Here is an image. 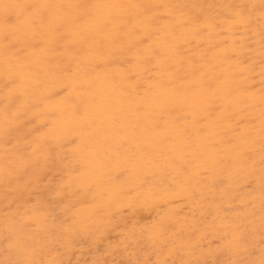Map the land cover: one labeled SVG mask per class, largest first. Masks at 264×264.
<instances>
[{"label": "snow or ice", "instance_id": "obj_1", "mask_svg": "<svg viewBox=\"0 0 264 264\" xmlns=\"http://www.w3.org/2000/svg\"><path fill=\"white\" fill-rule=\"evenodd\" d=\"M256 24L261 57L258 128L244 124L243 116L237 117L226 107L229 98L240 91V85L250 82L235 72L218 70L215 63L216 52L227 51L223 42L232 40L235 55L236 40L252 39L246 34H256ZM70 45L74 54L68 61L55 59L70 51ZM246 47L241 43V56ZM222 62L229 61L225 57ZM0 67L4 92L0 133L6 155L7 145H12L15 156L5 162L2 170L6 191L0 231V253L4 259H0V264H71L62 257L76 239L95 235L98 222L104 235L117 231L123 223L124 239H146L157 255L155 260H129L127 264H264V0L219 5L0 0ZM48 67L55 69L50 74H60L54 91L71 88L87 94V99L78 98L79 102L71 103V118L79 130L75 138L61 133L57 124L62 114L58 116L53 110L42 118L47 132L36 128L30 133L33 139L21 144L18 128L29 108V85L38 68ZM114 68L120 81L129 85L125 94L131 98L130 106L148 118L151 130L158 137L172 130V137L161 143L173 145L169 152L175 151V155L163 150L154 155L131 139L113 146L111 153L106 154V162L89 149L88 145L94 140L99 142L101 136L107 142L108 129L113 141L124 135L118 130L120 116L110 103L107 90L91 91L98 81L114 83ZM142 84L146 85L143 95L139 89ZM178 84L182 87L178 88ZM214 127L220 131H214ZM211 135L216 136L215 143H226L232 149L228 157L232 171L225 179L259 182L258 260L218 259L240 250L254 255L253 245L246 237L250 229L235 220L219 226L201 221L206 224L204 230L193 225L187 232H178L170 220L160 218L144 225L139 234L135 231L140 212L154 211L161 203L170 204L181 191L187 192L188 199H198L195 192L187 189L192 183H199L202 169L206 170L203 165L207 161L203 158L216 153L215 147L207 143ZM69 140L79 150L74 156L76 167L60 185L57 195L73 190L84 197L91 196L92 207L87 213L77 211L71 215V209H65L61 219L55 213L54 202L47 199L51 189L43 186V180L57 159H66L62 149ZM97 162L99 166L94 168ZM157 175L171 176L172 181L162 185L157 182ZM117 215L120 220L114 219ZM129 223L132 231L126 230ZM209 228L216 244L213 248L209 240L205 251L202 241Z\"/></svg>", "mask_w": 264, "mask_h": 264}, {"label": "bare ground", "instance_id": "obj_2", "mask_svg": "<svg viewBox=\"0 0 264 264\" xmlns=\"http://www.w3.org/2000/svg\"><path fill=\"white\" fill-rule=\"evenodd\" d=\"M3 2L71 3V2H79V0H3ZM89 2L105 3V4H126V3H132V2H137V3L159 2V3H179V4L187 3V4H202V5H207V4L219 5V4H224V3H233V4H247L251 2L259 3V0H89ZM256 31H258V27H256ZM223 43L226 44L228 48H227V51L219 50L216 52L217 59L215 63L218 66V70H223L225 73L235 72L238 76L246 77L247 80L250 82L247 86L243 84L240 85V91L238 93H235L232 97L229 98V101L226 104V107L231 112L236 113L237 117L243 116L242 122L244 124H255L258 128L259 116H260L259 95H260V87H261L260 85L261 77H260V71H259L260 70V59H261L260 51H259L260 44L256 50L254 49L253 51H250V44H247L246 40L241 41L237 39L236 47H235L236 54L233 55L232 40L229 39ZM241 43H244L247 46L244 49L243 56L239 54ZM69 49L70 51L63 52L61 55L55 57V59H59L61 61H68L70 57L74 54V49L72 48L71 45L69 46ZM209 55L211 56L212 53H209ZM225 57H227L229 61L228 63L222 62ZM245 61H247L246 64L244 63ZM116 63L118 65L119 62H116ZM256 65H258L259 70H256L254 68ZM1 72H2V67H0V73ZM53 72H55V69L52 67H48L43 70L38 68L37 74L33 82L29 85L28 96H27L29 108L25 111L24 115H22L21 121H23V123H20L19 128H18V136H19L21 144H23L25 139L29 141L33 139V136L30 135V133H33L34 129L36 128H40L42 129L43 132H47V129L43 128L42 118H45L51 115L53 110H55L58 116L62 114V119L57 124V128L59 129L61 133L65 135H69L71 138H75V134L79 130L78 125L71 118V103L79 102L78 98L87 99L88 98L87 94L81 91H73L71 88H69L67 91L63 89H56L54 91L53 90L54 85L59 82L60 74L59 73H56L55 75L50 74ZM112 79H114V83L98 81L96 83L95 88L91 89V91L98 92L101 89L107 90L110 103L114 107L117 114L120 116V120L117 126L118 130L123 132L124 135L122 137H117L116 141H113L112 136H111V129H108L109 135L107 137V142H105V138L101 136V139L99 142H96L94 140L91 144L88 145L89 149H91L93 152L99 153L100 160L103 162H106L107 161L106 154L111 153V149L113 146H115L116 144L120 142H124V141L131 139L135 142H138L145 151L152 152L154 155L161 150L168 152L169 155H175L176 154L175 151L169 152V148L174 147L173 145H170V144L165 145L161 143V141L170 139L172 137V130L169 129L166 134H162L161 136L158 137L151 130L152 126L148 122V118L140 113L135 112L133 110V107L130 106L131 98L125 94V90H130L129 85L126 83H122L120 81V77L118 75V71L116 68L113 69ZM145 86L146 85H143V84L139 86V89L141 90V95H143L142 89ZM177 87L180 88L182 86L178 84ZM233 87L235 88L236 85H233ZM0 88L3 90L2 76H0ZM57 92H59V94H56ZM136 99L138 100L139 98L137 97ZM192 102H194V98ZM0 105L2 106L4 105L3 96H0ZM2 109L3 107L1 108V110ZM1 114H2V111H1ZM0 118H2V116ZM221 119L223 120L224 117H221ZM137 125L139 126L137 127ZM160 127L163 128L164 125L161 124ZM214 131H220V130L215 129L214 127ZM0 137L3 138L2 133H0ZM215 141H216L215 135H211L207 138L208 146L209 147L214 146L216 149V153L215 155L210 154L209 156H206L203 158V160L207 161V163L203 165V168L206 170L202 169L201 179L199 183L194 182L187 189V191L195 192L198 199H188L187 192L181 191L180 193H178L176 198L171 201L170 204L161 203L157 206L155 210V213L158 216L157 218L156 216H152V219L148 218V216L151 217L150 214L144 217L141 215V217H143L141 221L142 226L151 223L153 220L165 218L166 220H170L173 223V226L176 229V231L179 232L181 230H184L185 232H187L191 229L193 225L204 230L206 228V224L202 223L201 221H206L207 224L215 223L217 226H219L222 222L235 220V221L240 222L245 228L250 229V231L246 233V237L249 240V242L253 245L252 251L254 252V255H249V253L245 252L244 250H240L237 254L227 253L223 256L218 257V259L222 261L247 260V259H257L258 260L260 256V246H261V233H260V226H259L260 225L259 213H260L261 199H260L259 182L258 180H255V179H253L251 182H246L242 180L230 181L228 179H225L226 177L229 176L230 172L232 171L231 160L228 159V157L231 155L232 149L226 143L221 145V144L215 143ZM125 147H128V144H125ZM7 148L9 149V151L7 152V155H6V152H5L6 145L4 141L0 143V231H2V228H3V211H4V203H5L4 195L6 191L5 184L3 181V176H2V170L5 166L6 161H11L15 159L14 153L11 151L12 145H7ZM256 148L257 150L259 148L258 139L256 143ZM78 152L79 150L74 145H72L71 140H69L67 142L66 147L62 149V155L66 157V159H63V160L57 159L55 161L47 177L43 180V186H51L54 179L56 181L59 179L58 176L60 177V179L63 177L64 181L66 179L68 180L71 169L76 167V161L74 159V156ZM217 161H219V163H217ZM98 166H99V162L93 165L94 168ZM256 166L258 169L259 168L258 154L256 156ZM56 177L58 179H56ZM160 178L161 177L157 175L156 179L159 180ZM63 180L61 179V182ZM160 181L162 185H166L167 183L172 181V177L165 176ZM54 184H56V182ZM14 187L15 185L11 186V188H14ZM253 188L255 189V191H253ZM65 193L68 194V191ZM47 194H48V191H47ZM79 194L80 193L77 194L78 197H82L83 199L84 196H81V194L80 195ZM62 196H59V197H62ZM76 196L75 198H77ZM72 199L74 200V198ZM91 199L89 201H91ZM48 200L50 201L51 199L49 198ZM66 202L68 203V200ZM32 203L35 204V200H33ZM65 204H63V206H65ZM83 204L85 205V203ZM99 204L102 206V202H99ZM174 204H177V205H174ZM75 205H74V209H75ZM59 206L61 209V205ZM57 207H58V203H57ZM87 208H89V206ZM29 210H31V206L29 207ZM78 210H73V211L75 212ZM71 213L72 212H70V215ZM142 214L144 213L142 212ZM151 214H153V212ZM62 216L60 215V217ZM116 217L114 218L115 220H120V217L118 218ZM98 225H99V222H98ZM101 229H103L99 237L101 242L99 241L98 245L101 246V244L102 245L109 244L105 246L106 247L109 246L110 248V247H113L110 245V244H113L111 243V240L116 239L118 236H121V232L125 231V225L121 223L120 229H118L117 231L111 232L107 235L103 234L104 228L101 227L100 230ZM126 230L132 231L133 230L132 225H127ZM135 231L139 233L141 231V228L137 226ZM207 231H208L207 238L202 241V246L204 247L205 251H207L209 240H212L213 248L215 247V244H216V240L213 239V237L210 234L211 229L209 228L207 229ZM88 237H85L87 238L85 240L90 239ZM92 240L94 241V238ZM81 244H80V247H81ZM98 245H96V247L98 249L101 248L103 250V247H98ZM122 245H123L122 247V250H123L125 244H123L122 242ZM130 246L128 245V248H130ZM109 248H108V251H110ZM128 248L126 247L124 249L125 252L127 251L126 252L127 254L129 250ZM77 251L78 249L75 250L74 247H71L70 249L67 250L66 255H64L62 259L66 261H71V264H89L87 263V260H88L87 255H86L87 252L82 250L81 252L79 251L78 253ZM89 251L91 254V250ZM99 251L101 252V250ZM105 251H107L106 248H105ZM149 251H146V252H149ZM123 252L124 251H122L121 254H123ZM133 252L131 255H133ZM137 255H140V253ZM101 257H104V256L102 255ZM105 257H107L106 259L109 261V257L106 255ZM125 257L132 259L130 258L131 256L127 257L126 254H125ZM126 258L124 259L125 261H126ZM0 259H4V256L2 253H0ZM95 259H92L91 261L93 260L95 261ZM99 259L100 261H102L101 259L106 260L105 258H99ZM124 260L122 259V261ZM117 261L119 262V259ZM122 261H120V263ZM95 262H93V264H95ZM110 263L116 264L114 261L109 262L108 264Z\"/></svg>", "mask_w": 264, "mask_h": 264}, {"label": "rangeland", "instance_id": "obj_3", "mask_svg": "<svg viewBox=\"0 0 264 264\" xmlns=\"http://www.w3.org/2000/svg\"><path fill=\"white\" fill-rule=\"evenodd\" d=\"M256 27H258V31H259V25L258 24H256ZM258 31H256V34H253V33H248V34H246V35H248V36H251L252 37V39H247L246 40V42H247V44H250V51H253L254 49L256 50L257 49V47L259 46V43H258V40H259V36H258ZM256 70H259L258 69V65H256L255 67H254ZM260 71V70H259ZM0 76H2V72L0 73ZM4 95V92H3V90L0 88V96H3ZM3 106L2 105H0V114H1V108H2ZM2 115H0V117H1ZM4 140H3V138L2 137H0V143L1 142H3ZM69 163V162H68ZM67 163V164H68ZM62 177V176H61ZM59 178V179H58ZM58 178L56 177V179H58L57 181L54 179V181L52 182V184H51V190H48V196H47V199H51L50 201H53L54 202V208H55V213L57 214V215H61L62 216V213H63V211L65 210V209H72L70 212H74L73 210H78V209H80V210H78V211H81V209H82V212L84 211L85 213L86 212H88V211H90L91 210V208H90V206L92 207V205H89V204H91V201H89L90 199H91V196L90 197H88V198H90V199H88L87 197H83V199H82V197H78V193H76V192H74L73 190L71 191V190H68V194L70 195V197H69V195L68 194H66L65 192L62 194V195H59V196H62V197H59L58 195H55V194H57L56 192L59 190L58 188H60V185L63 183V177L61 178L63 181L61 182V179H60V177L58 176ZM162 178H160L159 180H157V182L158 183H160L161 184V180ZM60 180V181H59ZM67 180V179H66ZM65 180V181H66ZM56 182V184H54ZM58 183V184H57ZM56 185V186H55ZM55 186V187H54ZM53 188V189H52ZM55 188V189H54ZM56 188H57V190H56ZM56 190V191H55ZM51 191V192H50ZM53 192V193H52ZM67 192V191H66ZM71 193V194H70ZM51 194V195H50ZM54 196V198H53V196ZM73 195V196H72ZM77 195V196H76ZM80 195V194H79ZM67 196V197H66ZM75 196L77 197V198H75ZM81 196H83L82 194H81ZM56 197V198H55ZM64 197V198H63ZM71 198V199H70ZM72 198H74V200L72 199ZM80 198H81V200H80ZM87 198V199H86ZM57 199V200H56ZM70 199V200H69ZM77 201H76V200ZM79 199V200H78ZM61 201V203H60V201ZM68 200V203L66 202ZM84 200H87L88 202H90V203H85V201ZM92 200V199H91ZM57 201V202H56ZM64 201V202H63ZM72 201V202H71ZM56 202V203H55ZM65 202H66V204H65ZM71 202V203H70ZM77 202V203H76ZM99 202H101V201H98L97 202V204H99ZM57 203H58V207H57ZM73 203V204H72ZM81 203V204H80ZM83 203H85V205L83 204ZM63 204H65V206H63ZM77 205V207H76V205ZM59 205H61V209H60V206ZM75 205V209H74V207L73 206ZM100 205V204H99ZM174 205H177V204H174ZM56 206V207H55ZM89 206V208H87ZM63 209V210H62ZM89 209V210H88ZM59 210V211H58ZM88 210V211H87ZM60 211H61V213H60ZM70 212H69V215H70ZM75 212H77V211H75ZM127 211L125 210V215H129V213H126ZM142 212L144 213V214H142ZM142 212H140L138 215H137V220L138 221H140V223H139V227L140 228H142L143 226H142V218L144 217V216H148L149 214L151 215V217L150 216H148V218H150V219H152V216H156V218L158 217L157 215H156V213H155V210L154 211H151V212H144V211H142ZM153 212V214H151ZM71 213V214H72ZM146 213V214H145ZM141 215L143 216V217H141ZM119 216L117 215V217L116 218H118ZM129 218H130V215H129ZM61 219H64V217L62 216L61 217ZM51 222V221H50ZM145 222H146V220H145ZM128 225H132L131 223H129ZM103 228V226L101 225L100 226V224L98 225V228H99V230L98 231H95L96 233H95V235H92V234H89L88 236H85V237H88V238H90V239H88V240H85V239H87V238H83V237H81V238H78V239H76V241H75V243H74V245L72 246V247H74V249L76 250V249H78V253H79V251L81 252L82 250L83 251H85V252H87V258H88V260H87V263H91V264H93V262H95L96 261V259H97V261H100V259L99 258H107V257H105V255L106 256H108L109 257V261L106 259V260H103V259H101L103 262H105L106 261V264H108L109 262H115L116 264H122L123 262V264H127L126 262H128L129 260H134V259H136L137 257V259L136 260H143V259H153V260H155L156 258H157V255H156V253L154 252V250L152 249V247H151V245H150V243L146 240V239H142V240H139V241H136V242H133V241H131V240H128V239H124V237L121 235V236H118L116 239H112L111 240V243H113V244H110L111 246H113V247H110L109 248V246L108 247H106L105 245H109V244H101V246L100 245H98L99 244V241H100V239H99V237H100V235H101V233H102V230L103 229H101L100 230V228ZM100 232V233H99ZM136 233L137 234H139L137 231H136ZM97 234V235H96ZM92 235V236H91ZM92 237V238H91ZM94 238V241L92 240ZM83 240V241H82ZM86 241H88V242H86ZM97 241V242H96ZM80 242V243H79ZM86 242V243H85ZM101 242V241H100ZM122 242H123V244H125L124 245V248H123V250H122V247H123V245H122ZM127 242V243H126ZM132 244H131V243ZM83 245H82V244ZM130 243V244H129ZM79 244V245H78ZM80 244H81V247H80ZM84 244H85V246H84ZM90 244H92V245H90ZM78 245V246H77ZM96 245H98V247H103V250H104V252H103V250L100 248V249H98L97 247H96ZM128 245L130 246V245H132V246H130V248H128ZM86 246H88V247H86ZM91 246V247H90ZM93 246V247H92ZM143 248H142V247ZM86 247V248H85ZM128 248L129 250H131V251H129L128 250V254L125 252V248ZM91 248V249H90ZM105 248H106V250L107 251H105ZM108 248H109V250L110 251H108ZM142 248V249H141ZM85 249V250H84ZM98 249V250H97ZM141 249V250H140ZM89 250H91V254H90V251ZM99 250H101V252L99 251ZM134 252H133V251ZM144 250V251H143ZM150 250V251H149ZM152 250V251H151ZM122 251H124L123 252V254H121L122 253ZM138 253H137V252ZM142 251V252H141ZM146 251H149V252H146ZM88 252H89V254H88ZM97 254H95V253ZM132 252H133V255H131L132 254ZM151 252V253H150ZM103 253V254H102ZM120 253V254H119ZM140 253V255H137V254H139ZM95 254V255H94ZM113 256H112V255ZM117 254H119V255H117ZM125 254H126V256L127 257H129V256H131L130 258H132V259H129V258H126L125 257ZM143 254V255H142ZM104 256V257H101V256ZM110 255H111V257H110ZM134 255H135V257H134ZM95 256V257H94ZM98 256H100V257H98ZM139 256H140V258H139ZM152 256V257H151ZM97 257V258H96ZM113 257H114V259H113ZM118 257H120V258H118ZM126 258V261L124 260L125 258ZM144 257H146V258H144ZM96 258V259H95ZM92 259H95V261L93 260V261H91ZM99 259V260H98ZM111 259V260H110ZM119 259V262L117 261ZM122 259L124 260V261H122ZM108 261V262H107ZM120 261H122L121 263H120ZM110 264H114V263H110Z\"/></svg>", "mask_w": 264, "mask_h": 264}]
</instances>
